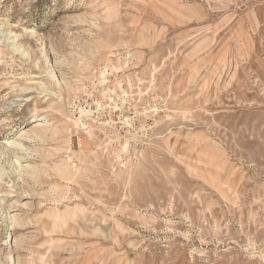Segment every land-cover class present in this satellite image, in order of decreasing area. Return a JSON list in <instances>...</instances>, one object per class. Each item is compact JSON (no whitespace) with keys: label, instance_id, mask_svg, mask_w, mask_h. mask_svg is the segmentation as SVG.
I'll use <instances>...</instances> for the list:
<instances>
[{"label":"rangeland","instance_id":"1","mask_svg":"<svg viewBox=\"0 0 264 264\" xmlns=\"http://www.w3.org/2000/svg\"><path fill=\"white\" fill-rule=\"evenodd\" d=\"M0 264H264V0H0Z\"/></svg>","mask_w":264,"mask_h":264},{"label":"bare ground","instance_id":"2","mask_svg":"<svg viewBox=\"0 0 264 264\" xmlns=\"http://www.w3.org/2000/svg\"><path fill=\"white\" fill-rule=\"evenodd\" d=\"M40 123H37V125H39Z\"/></svg>","mask_w":264,"mask_h":264},{"label":"built area","instance_id":"3","mask_svg":"<svg viewBox=\"0 0 264 264\" xmlns=\"http://www.w3.org/2000/svg\"><path fill=\"white\" fill-rule=\"evenodd\" d=\"M74 108H75V107H74ZM74 108H73V109H74Z\"/></svg>","mask_w":264,"mask_h":264}]
</instances>
